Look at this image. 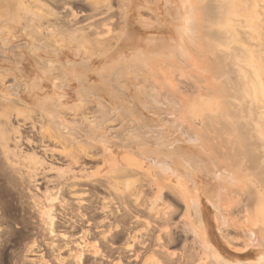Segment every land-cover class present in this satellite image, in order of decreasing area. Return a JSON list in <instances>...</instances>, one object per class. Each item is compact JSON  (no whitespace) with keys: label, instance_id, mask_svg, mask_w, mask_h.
<instances>
[{"label":"rangeland","instance_id":"1","mask_svg":"<svg viewBox=\"0 0 264 264\" xmlns=\"http://www.w3.org/2000/svg\"><path fill=\"white\" fill-rule=\"evenodd\" d=\"M22 1H25L28 5V12L20 8L21 10L18 9L16 11L17 13L14 15L10 11L11 0H0V28H4L3 35H6V37L3 38L4 36L1 35V29L0 38L3 41L0 40V49L5 51L8 48V51H5L6 54H4V51L1 52L0 50V77L3 75V77L0 78V95L12 99V94L14 92H19L21 88H24L26 83H30L39 78L41 72L38 71V68L34 66V64L32 70L29 71L32 80H30V76L28 72H26V63L28 60L31 62L33 60L29 51L30 49H32L34 53H39V55L44 58H51L53 65L58 68L55 72L59 71L60 67H66L64 64L69 60L70 63L68 64L67 72H72L74 78L69 82L71 90H69L64 99H62L64 105L55 106L57 98L56 95H52L54 98L53 106H47L45 102H43L42 105L37 107L32 100L34 98L33 96L30 102L26 101V103H23L19 101L17 105H9L11 108L3 107L0 109V264H74L71 254L74 253L76 255L80 252H84L82 264H141L140 260L145 256H149L151 247L154 248L153 246L156 245L153 244V242L155 241V235L158 234L157 230L159 228H161L160 235L163 236V246L165 245L164 248L172 256L169 260L170 264H213V260L210 259V256L217 260L218 264H223L219 259L230 261L231 258H239L242 262L251 261L252 259L249 257L251 250L245 251L244 245L240 239L228 245L225 238H223L224 234L217 233L214 230L215 220L211 211L212 206H207V208H210V211L206 208V218L207 220L209 218L210 229L214 233H206V240H204L206 250H204L198 258H192L190 255L193 253V246L195 248V245L192 244L194 242V237L192 233H186L184 229L186 225L188 226L190 222H193V213L192 211L188 212L185 205L181 204L175 195L171 192L169 193V191L164 194L163 207H172L173 214H171L170 220L162 224L160 223L162 221L152 222L149 214L142 210L143 208L137 207L136 209L131 199L132 197H129V199L126 196H122V190L120 188H110L109 183H116L119 180L122 182L123 178L124 180L127 178L126 180H130L131 182V184L128 185L129 188H126L127 191L129 190L128 192L131 190V192L134 191L133 193H138L140 199L142 196L144 197L143 199H146V197L148 198V196L151 197L150 191L147 189V184H144L146 181L144 177L151 174L153 175L154 170L149 168L150 165L143 159L144 154L142 152L134 153L135 151L133 148L129 147L130 150L127 147V143L132 145L131 143H133V141L140 142L148 138V136H146L148 133L146 132L148 126L147 128L143 126L149 120L151 122H149L150 125H156V122L159 123H157L158 125L161 123L167 124L166 126H168L171 131L165 128L166 131L174 133L173 136L179 133V136L177 135L176 138H181V134L183 138L188 139L192 137L202 141L203 138L206 139V137L210 139L209 135L211 134L212 138L210 140L213 141L212 139L216 138L215 142L217 143L214 145L215 147H220L218 153L222 154L223 151L221 147H223L224 144V152L227 150L226 152L228 153V155L225 156L227 160L222 157L223 154L221 159H224V162L219 160L220 154L218 157V153L217 155L215 154L217 148L214 147L213 143L211 144L210 140H203L206 145L209 144L207 141H210V146L208 148H215V152L209 149V152L213 153L212 155H216L217 160L214 158L215 156L210 155L213 157V161L216 160L215 163L207 159V157L209 158L208 154H211L208 152L204 155L206 157L202 154L198 156L200 159L198 160L199 162L197 161L198 158H195V156V160L192 159V162L191 158H189L187 159V163L183 164L182 162L180 163L181 165L176 164V170L177 173L180 174V177H170L171 187H177L179 190H183V185L185 188L193 189L191 179H196L197 181L199 180L198 186L200 191L205 189L209 194L214 196L212 192L219 189L218 186L220 183H227L230 185L229 182L231 181L233 186L240 185L239 182H242L241 186H245L243 184L247 183L249 186L245 187H251L261 198L257 201L254 200V203L253 199H255V196L252 193L244 195L243 198L245 200H250V197L253 198L251 199L252 201L250 200V202L253 203L251 204L252 209L255 210L260 219L264 221V199H262L264 196V182H262L264 180V119L261 118L262 115L264 118V112H262L264 111V104L262 105V103H264V24L262 23L264 22V0L260 2L257 8L254 6V0H203L204 2H200L198 4L199 6L204 3V5L201 6V8L204 7L202 8L203 10L201 9V13L205 17L201 15V18L204 20V24L207 25L205 31L207 32L208 30L210 36H212V40L209 39L210 37H204L202 39V45H204V49L207 47L209 48L205 49L206 53L210 51L212 56L214 55L213 53L217 55V51H219V56L217 55L219 58L216 60L219 69L216 68L215 72L211 75H207V73L203 75H194L190 72L180 73L176 71L172 73V76H170L168 71H164L158 65V62L160 63L161 61L160 57L162 58L163 55L159 53L153 54L152 49L154 45H151L150 42L146 44L142 41L144 37L148 39L155 37L162 39L166 36L172 44L171 38H177L176 32L173 30L174 27L171 25V16L174 15V11L169 6L165 5L164 0H129L126 5L128 7V12L131 13L130 33L124 38L127 44L121 46L122 43H120L118 48L115 42L114 45L107 44L101 48L100 45L96 43L94 46H90L91 49H87V51H84L82 48L78 49V42L74 40V36L76 35L73 34L78 33V27H83L84 30H86V27L92 24L95 26L94 28L92 26L93 30L96 29L95 33L102 36V39L99 41L113 42L114 38L117 37L115 33L121 22L118 10L119 0ZM141 3L150 5L159 15L158 18L150 11L141 9ZM246 5L247 7H245ZM155 6L158 10L155 9ZM135 8L139 10L140 15L151 17L152 21L157 19L159 25L148 28L144 27L142 30L134 15ZM256 9H258L257 13L255 12ZM250 11H252V14ZM247 12L248 15L246 14ZM164 16H166L168 20H166ZM206 16H208V18ZM205 20H209L210 23ZM236 32H238V34ZM169 36H171V38H169ZM61 40H63L62 43ZM205 43L210 45V47L208 45L206 46ZM19 46L21 48H19ZM17 47L19 49H17ZM106 50H109V53L105 52ZM12 53L16 54H14L15 57ZM21 54L23 55L22 57L19 56ZM142 55H150V57H145L148 59L145 62V58L143 59V57H140ZM59 58H61L60 62L57 63V59ZM138 58L139 60L137 61ZM151 58L153 60H151ZM141 60L145 63H155V66L151 68L154 74L153 76H151V71H148V68L144 67V62ZM225 64L229 67H225ZM135 66L136 68L138 67L135 71H139L142 75L146 74L148 79H141L134 84L133 69ZM225 68H227V70ZM15 71L17 73H15ZM11 72H14L16 75ZM226 74L227 76H225ZM85 75L86 77H84ZM201 75L203 77H201ZM248 75L250 76L248 77ZM4 76L8 77H5L6 79L3 80L2 78H4ZM127 76H131V78L129 77L130 81H128L129 79ZM198 76L201 78H196ZM205 77L208 78L206 79L207 81H204ZM226 77L228 80H225ZM211 78L212 82L210 80ZM247 78L251 81L247 80ZM13 79H15L16 82H23H20L21 84H19V82L18 84L14 82L17 84L15 88ZM158 81H162L164 84L161 86ZM252 81H254L255 86H253L254 84L251 85L253 83ZM122 85L127 90L124 88L122 89ZM200 87L202 89L204 88L205 91L207 90L206 87H208V91L210 92H208V96H206L207 94L203 91L204 89L202 90ZM218 87L220 88L219 90L217 89ZM256 88L257 91L254 94ZM17 89L19 90L17 91ZM175 89L177 91H175ZM181 89L185 91V94ZM53 90L57 89L49 87L45 93H42L41 97L49 96L48 92H53ZM22 91L23 89L19 93L23 95ZM57 92L58 90L56 93ZM202 92L205 95L202 94ZM223 92L224 94L222 95ZM256 93L258 96H256ZM181 94L184 95L182 96ZM196 94L197 96H195ZM187 95L188 97L186 99ZM219 95L223 97H219ZM258 97L260 98L258 99ZM151 98L153 99L152 101ZM249 98L252 99L254 104H249ZM256 99L258 101L260 100V104L257 103L258 101H256ZM22 100L25 101L23 97ZM141 102H144V104ZM222 102H224V104H222ZM22 104H24V106H22ZM147 104H153L155 108L154 106L151 108L152 105L150 106ZM244 104L248 106L244 108ZM19 105H21V107ZM172 105H174V107ZM147 106L150 108L149 110ZM251 106H253L252 109ZM1 107L2 105L0 102V108ZM22 108L26 110L23 111ZM41 108H43V110ZM225 108H227V110ZM150 110H154L155 112L158 111V115H153L155 112L152 111V114ZM173 111H179V114L180 112L183 113L181 114L182 119L178 117L179 115L176 114L177 112L173 113ZM258 111L262 112L261 116ZM40 112L43 113L44 116H42ZM213 112L216 113V115L207 117L211 120L205 118V115L214 114ZM146 113H148L147 115H153L149 116L150 118L148 117V121L146 120ZM233 113L237 114L234 115ZM257 114L259 117H255ZM159 115H161L164 120L161 119ZM138 116L140 120H144L145 122H140ZM141 116H143L144 119H142ZM203 118H205L206 121ZM85 119H87L88 122ZM224 119L229 123L228 126L233 131L225 126L228 123L224 121ZM230 119L231 123L234 124L236 121L238 123L240 121L239 125L238 123L235 125L231 124ZM259 119L262 120L259 121ZM182 120L183 122H181ZM126 121H128V123ZM129 121L131 124H129ZM159 121L162 122L160 123ZM56 122H58V127L56 126ZM124 122H126V124H124ZM223 122L225 123L224 127ZM140 123L143 129L140 128ZM60 124L62 125L60 126ZM240 124L245 128L239 129ZM208 125L209 127L211 125V130H209ZM55 126L58 129L55 128ZM214 126L215 128L217 127V130L222 126L223 128L226 127L229 131H225V129L223 130L221 128V130L219 129L220 131L218 130L216 133L217 130L212 128ZM116 127L117 130L118 128L123 129L122 131L124 134H122V131L118 130L120 134L118 135L120 137L118 135L114 136L117 134V130H115ZM155 127H157V125ZM155 127L154 129L157 130ZM237 128L241 130V132L238 131ZM87 129H91L92 133L87 134ZM111 129H114V134L111 131L107 132ZM131 130H135L133 131L134 133ZM73 131L75 132L73 133ZM194 131L198 133L196 135L197 137L194 136ZM236 131L238 134H235L236 136H231L232 133ZM219 132L220 134L227 135H220ZM229 132L231 133L230 136L228 135ZM127 133L129 136L126 135ZM129 133L135 135L132 137ZM156 133H158V131ZM207 133L210 134L206 135ZM66 135L68 136L64 138L63 136ZM69 135L74 137V139H71ZM199 135L201 136L200 138ZM241 136H244L243 138L246 139V142L248 140V142L246 143L244 141V143H242L243 138ZM121 137L124 139L122 140ZM127 137L130 138L129 141H127ZM239 137H241L240 143V139L236 142V139ZM131 138L134 139L132 140ZM75 140L80 141L79 144H87L86 146H84V144L82 146L84 151L81 146L79 148V144ZM224 140L226 142H224ZM73 141L75 142L73 143ZM117 141L118 143H116ZM225 143L228 146L225 147ZM153 144L155 145L154 142ZM217 144L220 146H217ZM71 146L72 148H70ZM239 146L243 148L240 149L238 148ZM231 147L232 149L235 147L233 152ZM228 148L231 153L228 152ZM237 148L239 151L243 149L241 152L237 150L238 155L235 154ZM148 152L151 154L156 153V147H151ZM204 158H206L207 161ZM201 160L204 162L200 163ZM167 161L170 163L176 162L174 159L167 160L165 158V163ZM205 161L208 164L210 163L211 166L209 165V168L208 164L206 166ZM194 162L195 166L193 164ZM216 162L219 163V166H217L218 163L216 164ZM198 163L199 165L196 166ZM211 163L216 165V167ZM187 164L189 169L187 168ZM168 165L170 164L168 163ZM202 165L203 167H201ZM244 165L246 167H244ZM117 167L123 170L122 173H119L121 178L117 176V173H112ZM125 168L136 169L140 180L135 181L134 176H131L129 179L128 176L124 177L127 172ZM203 168L204 170H202ZM118 169H116L115 172H120ZM226 169L228 171L230 170L229 172L231 173L234 172L233 174L235 175L232 179H223V177L219 176L220 173H228ZM155 170L159 171L156 168ZM124 172L125 175L122 177ZM212 172L217 177H215ZM235 172H237V174H244L245 176H236ZM256 173H258V175L261 174L257 176ZM210 174L215 179H213ZM108 176L111 177L108 178ZM255 176L258 178L256 179ZM107 178L108 180H106ZM211 178L213 180H211ZM221 179L223 180L221 181ZM141 181L144 182L141 183ZM216 181L218 182L216 183ZM109 189H111V191ZM208 189L213 191H209ZM229 190L234 191L233 188ZM184 193L186 196H190L186 191ZM221 195L223 203H228V205L230 204L231 206L230 208L227 205L229 209L226 210L229 211L231 209L229 212L227 211L230 214L228 218L231 217V220H234V222L236 221V224L240 223L241 220H243L241 219L243 213L240 210V204H237L236 198L230 201L232 198L228 197L229 200H225L223 191H221ZM251 195H253V197ZM196 197L202 199V194L196 192ZM46 211L51 218H53L54 233L52 236H50L51 234L43 224L42 215ZM245 211H248V209ZM142 212H144V214ZM181 215L184 217L180 218ZM136 217H138L139 221L135 220ZM145 221L152 225V228L147 232H145V228L142 224ZM227 229L229 236H238L234 231L235 229ZM128 234L133 236L132 241L140 242V244L133 245L132 241H130V245H133V250L131 251L124 249V240ZM147 234L152 235L146 237ZM104 235L108 236L105 239L106 241L102 237ZM34 241L36 243L38 242L39 250L30 253L28 248ZM110 241L113 245L112 248L108 244ZM143 241L147 242L145 245L146 247L141 245ZM65 246L68 247L67 250H65ZM89 252H97L99 255L95 263L94 258ZM223 253L226 254L221 255ZM136 254H139L140 260L134 261L133 257ZM166 260L167 258H164L163 262L166 263ZM169 261L167 260V262Z\"/></svg>","mask_w":264,"mask_h":264},{"label":"bare ground","instance_id":"2","mask_svg":"<svg viewBox=\"0 0 264 264\" xmlns=\"http://www.w3.org/2000/svg\"><path fill=\"white\" fill-rule=\"evenodd\" d=\"M90 1H95V0H90ZM165 1V5H167V6H169L173 11H174V15H172L171 16V18H172V23H171V25L174 27V31L176 32V39H174V38H171V36H169V38H171V41L173 42L172 44L169 42V40L166 38V36H164L162 39H159V38H157V37H155V38H152V39H148L147 37H144L143 38V42H145L146 44L147 43H151V45H154V47H153V49H152V53L154 54V53H159L160 55H163V57L161 58L160 57V63L158 62V65L164 70V71H168V73L170 74V76H172L173 74L172 73H174V72H176V71H178V72H180V73H183V72H190V73H192V74H197V75H200V74H206L207 73V75H211L212 73H214L215 72V70H216V68H218L219 69V67L217 66L218 64L216 63V60L219 58L218 56H219V54H218V52L219 51H217V55H215V53H213L214 55L212 56V54L210 53V51H208V53H206V50L205 49H207V48H203V46L204 45H202L203 44V38L204 37H210L209 39H211V37L212 36H210V32H208V30H207V32L205 31V29L207 28V25L206 24H204V20H202V13H201V9L202 8H204V7H202L201 8V6H203L204 5V3H203V5L201 4V6H199L198 4L200 3V2H204L203 0H164ZM262 0H254V6L257 8L259 5H260V2H261ZM127 2H129V0H121V2H120V0H119V8H118V10H119V19L121 20V22H120V25H119V27H118V29L116 30V38H114V41L112 42V41H108V42H104V41H99L100 39H102V36H100V34H97V33H95V31H96V29L95 30H93L92 29V24H90V25H88L87 27H86V30H84V28L83 27H78V29H79V31H78V33L77 34H73V35H76V36H74V40L76 41V42H78V45H79V47H78V49H83L84 51H87V49H91L90 48V46H94V44H98V45H100V47L102 48L103 46H105V45H107V44H109V45H114L115 44V42H116V47H118V46H120V43H122L121 44V46L122 45H126L127 44V42L124 40V38L130 33V23H131V13H129L128 12V7H127V5H126V3ZM10 11H11V13L12 14H16L17 12V10L19 9V10H21L20 8H22V9H24L25 10V12H28V5L25 3V1L23 2L22 0H11V2H10ZM262 4V3H261ZM253 6V5H252ZM245 7H247V5L245 6ZM140 8L141 9H146V10H148V11H150L151 13H153L154 15H155V17L156 18H158V14L156 13V11H154L151 7H150V5H148V4H144V3H141V6H140ZM250 8V7H249ZM259 8H261V7H259ZM155 9L156 10H158V8L155 6ZM167 10V9H166ZM166 10H165V12H166ZM203 10V9H202ZM205 10V9H204ZM246 10V9H245ZM258 9H256L255 10V12L257 13L258 11H257ZM247 11V10H246ZM253 11V10H252ZM252 11H250L251 12V14H252ZM24 12V11H23ZM249 12V13H250ZM201 13V14H200ZM203 13H204V11H203ZM247 15H248V12L246 13ZM14 15H13V17H14ZM134 15H135V18L137 19V21H138V24L140 25V27H141V29L143 30L144 29V27H146V28H148V27H154L155 25H159V21L156 19V20H154V21H152L151 20V17H148V16H143V15H140L139 14V10L137 9V8H135V12H134ZM202 15V16H201ZM258 15V14H257ZM165 17V19L166 20H168V18L166 17V16H164ZM203 17H205V16H203ZM207 18H208V16H206ZM261 19V18H260ZM206 22L208 21L209 22V20H205ZM211 21V20H210ZM210 23V22H209ZM212 23V22H211ZM263 24H264V22H262ZM263 24H261V25H263ZM104 26H105V24H104ZM95 26H93V28H94ZM241 27V26H240ZM260 28H261V26H260ZM1 29H2V36H4L3 35V29L4 28H0V31H1ZM6 29V28H5ZM7 30V29H6ZM165 30V29H164ZM209 30H210V28H209ZM222 32V31H221ZM6 33V32H5ZM237 34H238V32H236ZM236 34V35H237ZM163 36V35H162ZM247 36V35H246ZM6 37V35L3 37V38H5ZM9 37V36H8ZM161 38V37H160ZM250 38V37H249ZM9 39H10V37H9ZM14 39V38H13ZM159 39V40H158ZM0 40L1 41H3L1 38H0ZM6 40V39H5ZM15 40V39H14ZM212 40V39H211ZM7 41V40H6ZM207 41V40H206ZM63 42V40H61V43ZM207 43V42H206ZM205 43V44H206ZM63 45V44H62ZM208 44H206V46H207ZM23 46H24V44H23ZM209 47H210V45H208ZM25 47V46H24ZM3 48V47H2ZM15 48V47H14ZM14 48H13V51H14ZM19 48H21L20 46H19ZM18 47H17V49H19ZM119 48V47H118ZM4 49V48H3ZM8 49V48H7ZM6 49V50H7ZM12 49V48H11ZM105 49H107V48H105ZM105 49H103V50H105ZM209 49V48H208ZM231 49H233V48H231ZM1 50V49H0ZM5 50V51H6ZM212 50V49H211ZM2 51H4V50H1V52ZM4 51V54H6V52ZM8 51V50H7ZM20 51V50H19ZM30 51V54H31V56H32V58H33V60H32V62L31 61H29L28 60V62L26 63V72H28V75L30 76V80H32V77H31V74H30V70H32V68H33V64H34V66H36L37 68H38V71H40L41 73L39 74V78L37 79V80H35V81H32V82H30V83H24L25 85H24V88H21V90L23 89V91H22V93H23V95L22 94H20L19 92L21 91H19V92H12L13 94V98L11 99V98H8V97H5V96H3V95H0V102H1V105H2V107L0 108V109H2L3 107L4 108H9L12 104H14V105H17L18 104V102L20 101V102H23V103H26V101L27 102H30V100L32 99V97L34 96V98L32 99L33 100V102L37 105V107L39 106V105H42V103L43 102H45V104L47 105V106H49V105H51V106H53V103H54V98L52 97V95H56V98H57V100L55 101V106H61V105H64V103L62 102V99H64V97L66 96V94L68 93V91L69 90H71V88H70V81L71 80H73V78H74V74L72 73V72H70V71H68L67 72V69H68V64L70 63L69 62V60H67L66 62H65V64L64 65H66V67L65 66H63L64 68H66V69H64V68H62V67H60V70L59 71H57V72H55L58 68H56V66L55 65H53V63H52V59L51 58H44V57H42V56H40L39 55V53H34L33 52V50L32 49H30L29 50ZM214 51V50H213ZM0 52V53H1ZM12 52V51H11ZM15 52V51H14ZM105 52H107V53H109V50H106ZM7 53H9V52H7ZM112 53V52H111ZM210 53V54H209ZM13 54V56L15 57V53H12ZM15 54V55H14ZM18 54V53H17ZM103 54H104V52H103ZM158 54V55H159ZM207 54H209V55H207ZM221 54V53H220ZM6 56H8V55H6ZM19 56H23L22 54L21 55H19ZM59 56H60V54H59ZM243 56H245V55H243ZM140 57H143V59L145 58V57H147V58H149L150 57V55H142V56H140ZM155 57V56H154ZM154 57H153V59H154ZM136 58V57H135ZM147 58H145L144 60H145V62L148 60ZM10 59V58H9ZM60 59L61 58H59V59H57V63H59L60 62ZM87 59V58H86ZM152 58H151V60H153ZM15 60H16V58H15ZM27 60V59H26ZM124 60H127V59H124ZM139 60V58L137 59V61ZM18 61H19V59H18ZM141 61H143V60H141ZM144 62V61H143ZM142 62V63H143ZM144 62V67H146V68H148V71H151V76H153L154 74H153V72H152V69L151 68H153L155 65V63L154 64H152V63H145ZM140 63V62H139ZM59 66V65H58ZM217 66V67H216ZM225 67L227 66L226 64L224 65ZM16 67H17V65H16ZM140 67V66H139ZM227 67H229V66H227ZM15 68V67H14ZM138 68V67H137ZM136 68V66H135V68L133 69V72H134V84H135V82L136 81H140L141 79H145V78H147L148 79V77H147V75L145 74V75H142V74H140L139 73V71H135V69H137ZM242 68H243V66H242ZM5 69H7V68H5ZM226 70H227V68H225ZM139 70V69H138ZM222 70H223V68H222ZM8 71L10 72V70L8 69ZM7 71V72H8ZM11 71H14V70H11ZM228 71H229V69H228ZM219 72V71H218ZM230 72V71H229ZM11 73H14V72H11ZM15 73H17L16 71H15ZM14 73V74H15ZM225 73V72H224ZM188 74V73H187ZM245 74V73H244ZM248 74V73H247ZM16 75V74H15ZM52 75H55V76H52ZM201 75V77H203ZM9 76V75H8ZM8 76H4V78H2L3 80H5ZM20 76V75H19ZM18 76V77H19ZM26 76V75H25ZM206 76V75H205ZM220 76V75H219ZM225 76H227V74L225 75ZM245 76H246V74H245ZM244 76V77H245ZM250 75H248V77H249ZM1 77H3V75H1ZM0 77V78H1ZM6 77V78H5ZM16 77V76H15ZM84 77H86V75L84 76ZM129 77L131 78V76H127V78L129 79ZM199 77L200 76H198V77H196V78H198L199 79ZM200 77V78H201ZM22 78V77H21ZM228 78H229V75H228ZM228 78L226 77L225 78V80L227 79L228 80ZM251 78V77H250ZM28 79V78H27ZM206 79H208V78H206L205 77V80L204 81H207ZM15 79H13V83L14 82H16V80L14 81ZM17 80H18V78H17ZM23 80V79H22ZM29 80V81H30ZM211 80V82H212V78L210 79ZM247 80H249L248 78H247ZM128 81H130V79L128 80ZM196 81H197V79H196ZM200 81V80H199ZM249 81H251V80H249ZM1 82V81H0ZM19 82V84H21L20 82H23V81H18ZM18 82H16L17 84H18ZM159 82V84L162 86L164 83L162 82V81H158ZM208 82H209V80H208ZM227 82V81H226ZM225 82V83H226ZM248 82V81H247ZM253 83L251 84V85H253V86H255V83H254V81H252ZM12 83V84H13ZM57 83H59V84H57ZM130 83H132V82H130ZM195 83V82H194ZM198 83V82H197ZM248 83H251V82H248ZM17 84H15L14 83V87L16 88V85ZM199 84V83H198ZM197 84V85H198ZM204 84V83H203ZM207 84V83H206ZM218 84V83H217ZM10 85V84H9ZM133 85V84H132ZM12 86V85H11ZM200 86V85H199ZM216 86H218V85H216ZM224 86V85H223ZM252 86V87H253ZM3 87V86H2ZM10 87V86H9ZM13 87V86H12ZM23 87V86H22ZM49 87H52V88H55V89H57L58 90V92L56 93V91L57 90H53V92L52 91H50V92H48L49 93V96H45V97H41V95H42V93H45L46 91H47V89L49 88ZM205 87V86H204ZM215 87V86H214ZM220 87V86H219ZM217 88L218 90L220 89V88ZM257 87V86H256ZM11 88V87H10ZM121 88L123 89H126L123 85L121 86ZM201 88V87H200ZM253 88H255V87H253ZM178 89V88H177ZM202 89V88H201ZM204 89V88H203ZM202 89V90H203ZM206 91H205V89L203 90V91H205V93L207 94L206 96H208V94L210 93L209 91H208V87H206ZM213 89V88H212ZM212 89H209V90H212ZM11 90H13V89H11ZM19 89H17V91H18ZM127 90V89H126ZM152 90H154V89H152ZM181 90H183V89H181ZM180 90V91H181ZM198 90V89H197ZM201 90V91H202ZM255 90V89H254ZM15 91V90H14ZM135 91H136V89H135ZM141 91V90H140ZM139 91V92H140ZM175 91H177L176 89H175ZM174 91V92H175ZM223 91H224V89H223ZM257 91V88H256V90L254 91V94H255V92ZM153 92V91H152ZM182 92H184V94H185V91L183 90ZM199 92H200V90H199ZM209 92V93H208ZM9 93V92H8ZM226 93V92H225ZM175 94H176V92H175ZM184 94H181L182 96L184 95ZM201 94V93H200ZM202 94H204L203 92H202ZM224 94V92L222 93V95ZM228 94V93H227ZM205 95V94H204ZM222 95H219V97L220 96H222ZM148 96H150V95H148ZM147 96V97H148ZM195 96H197V94L195 95ZM256 96H258L257 95V93H256ZM22 97L25 99V101L24 100H22ZM140 97V96H139ZM179 97V96H178ZM177 97V98H178ZM187 97H188V95L186 96V99H187ZM223 97V96H222ZM142 98V97H141ZM255 98H257V97H255ZM260 97H258V99H259ZM149 99H150V97H149ZM184 99V98H183ZM197 99V98H196ZM250 99V98H249ZM88 100V99H87ZM141 100V99H140ZM143 100V99H142ZM145 100V99H144ZM153 99L151 98V101H152ZM181 100H182V98H181ZM199 100V99H198ZM218 100V99H217ZM147 101V100H146ZM150 101V102H151ZM178 101V100H177ZM196 101V100H195ZM244 101V100H243ZM256 101H258L257 99H256ZM262 102V101H261ZM141 103H143L144 104V102H141ZM218 104H221V103H219V102H217ZM246 103H247V101H246ZM251 103H253L252 102V99H250V103L249 104H251ZM257 103H259L260 104V100L257 102ZM122 104V103H121ZM155 104V103H154ZM179 104V103H178ZM181 104V103H180ZM222 104H224V102H222ZM242 104V103H241ZM254 104V103H253ZM264 103H262V105H263ZM10 105V106H9ZM147 105H150V104H147ZM152 105V106H151ZM150 106H151V108L154 106L153 104H151ZM156 105V104H155ZM230 105V104H229ZM245 105V106H244ZM243 106H244V108L246 107V106H248V105H246V104H244ZM257 105V104H256ZM256 105H254V106H256ZM20 107H21V105H19ZM18 106V107H19ZM22 106H24V104H22ZM26 106H28V105H26ZM173 107H174V105H172ZM261 106V105H260ZM15 107V106H14ZM13 107V108H14ZM42 107V106H41ZM145 107V106H144ZM148 107V106H147ZM175 107H177V106H175ZM184 107V106H183ZM215 107V106H214ZM213 107V108H214ZM220 107V106H219ZM223 107V106H222ZM252 107L253 106H251V109H252ZM11 108V107H10ZM17 108V107H16ZM154 108H155V106H154ZM153 108V109H154ZM229 108V107H228ZM247 108H249V107H247ZM263 108V107H262ZM19 109V108H18ZM27 109H28V107H27ZM30 109H32V108H30ZM42 110H43V108H41ZM124 109V108H123ZM150 108L148 107V110H149ZM163 109V108H162ZM173 109V108H172ZM215 109V108H214ZM222 109V108H221ZM226 110H227V108H225ZM257 109H261V108H257ZM20 110V109H19ZM22 110L23 111H25L26 109L25 108H22ZM40 110V109H39ZM157 110V109H156ZM181 110H183V109H181ZM10 111V110H9ZM21 111V110H20ZM124 111V110H123ZM151 111V110H150ZM153 112H155L154 110H152ZM152 111L150 112V113H152ZM162 111V110H161ZM172 111V110H171ZM239 111V110H238ZM237 111V112H238ZM241 111V110H240ZM239 111V112H240ZM143 112V111H142ZM158 112V111H157ZM157 112H155V114H153V115H158L157 114ZM163 112V111H162ZM175 112H177L176 114L177 115H179L178 117L180 118L181 117V114H183V113H181L180 112V114L178 113L179 111H175ZM174 111H173V113H175ZM218 112V111H217ZM222 112V111H221ZM238 112V113H239ZM242 112V111H241ZM259 112V111H258ZM262 112H264V111H262ZM262 112H259V115L261 116L262 115ZM41 113V112H40ZM110 113V112H109ZM113 113V112H112ZM166 113V112H165ZM173 113H171V114H173ZM208 113V112H207ZM206 113V114H207ZM214 113V112H213ZM229 113V112H228ZM42 114V116H44L43 115V113H41ZM50 114V113H49ZM111 114V113H110ZM148 113H146V116H147V121L149 120L148 119V117L149 116H153L152 114H150V115H147ZM234 115H236L237 113H233ZM256 114V113H255ZM264 114V113H263ZM143 115V114H142ZM162 115V114H161ZM161 115H159L160 116V118L161 119H163V117L161 116ZM170 115V114H169ZM211 115H216V113H214V114H210V115H205L206 117V119H210V118H207L208 116L209 117H211ZM259 115L257 114V115H255V117H259ZM42 116H40V117H42ZM144 116V115H143ZM143 116H141L142 117V119H144L143 118ZM158 116V117H159ZM165 116V115H164ZM167 116V115H166ZM242 116V115H241ZM252 116H254V115H252ZM263 116V115H262ZM261 116V118L262 119H264L263 117ZM46 117V116H45ZM58 117V116H57ZM145 117V116H144ZM173 117H175V116H173ZM178 117H176V118H178ZM50 118L52 119V117L50 116ZM86 118H87V116H86ZM140 117L138 116V119H139ZM150 118V117H149ZM154 118H157V117H154ZM166 118V117H165ZM168 118V117H167ZM192 118V117H191ZM205 118H203V119H205ZM48 119H49V117H48ZM113 119V118H112ZM119 119H121V118H119ZM137 119V120H138ZM181 119H182V117H181ZM202 119V120H203ZM206 119H205V121H206ZM234 119V118H233ZM235 119H236V117H235ZM262 119H259V121L260 120H262ZM38 120V119H37ZM57 120V119H56ZM61 120V119H60ZM85 120H87V119H85ZM114 120V119H113ZM157 120V119H156ZM164 120V119H163ZM162 120V121H163ZM211 120V119H210ZM209 120V121H210ZM53 121V120H52ZM139 121L141 122V121H144V120H140L139 119ZM162 121H159L160 123L162 122ZM180 121V120H179ZM188 121V120H187ZM204 121V122H205ZM224 121H226L225 119H224ZM233 121V120H232ZM235 121V120H234ZM239 121V120H238ZM64 122V121H63ZM87 122H88V120H87ZM90 122V121H89ZM122 122H123V120H122ZM127 123H128V121H126ZM126 122H124V124H126ZM145 122V121H144ZM144 122H142V123H144ZM149 122H150V120L147 122V123H145V125L143 126L144 128H147V126H148V128H147V131L146 132H148L147 134H146V136H148V138H146V139H144V140H141L140 142H136V141H133V143H131L132 145H130V144H128L127 143V147L129 148H133L134 149V153H138V152H142L143 154H144V156H143V159L145 160V162L147 163V164H149L150 165V169H152V170H154L153 172H154V174L152 175H149V176H145L144 178H145V182L144 181H141V183H143L144 182V184L146 183L147 184V189H149V191H150V195H151V197H149L148 196V198L146 197V199H143L144 197L142 196L141 197V199L139 198V194L138 193H133L134 191H132L131 192V190H130V192H128L127 190H126V188L128 189L129 188V186L128 185H130L131 184V182H130V180H126L127 178H125V180H124V178L122 179L123 181L121 182L120 180L118 181V182H116V183H112V182H110L109 184H110V188H112V189H115V188H120L121 190H122V196H126V197H132L131 199L133 200V202H134V205L136 206V209H137V207H140L142 210H144V211H146L148 214H149V216L151 217V219H152V222H157V221H162V222H160V223H162V224H165L168 220H170V217H171V214H173V209H172V207H170V206H166V207H163V205H164V194H165V192H167V191H169V193L171 192L173 195H175L176 197H177V200H179L180 202H181V204H183V205H185V207H186V210L189 212V211H192V213H193V222H188L189 224H188V226L186 225V228L184 229V227H183V229L186 231V233L188 232V233H192V235H193V239H194V242L192 243L193 245H195V248H194V246L193 245H191V246H193V253L190 255V257H192V258H198L199 256H200V254L202 253V252H204V250H206V246L204 245L205 243H204V240H206V237H205V235H206V233H214L211 229H210V221H209V218H208V220H207V218H206V211L207 210H209L210 211V208L208 209L207 208V206L208 205H210V206H212L211 208V211H212V214H213V217H214V220H215V227H214V230L217 232V233H222V234H224V236H223V238H225V240L227 241V243H228V245H230V243L231 242H233V241H235V242H237L239 239L242 241V243H243V245H244V248H245V251L246 250H251V253L249 254V257H251V261H246V262H242V260H240L239 258H231V260L230 261H227L226 259H219V261H221L223 264H264V221H263V219L261 220L260 219V217H259V215L257 214V212H255V210H253L252 209V206H251V204H253L254 203V200L255 201H257V200H259L261 197H259V195H257V193H255V191L251 188V187H248V188H246L247 186H249V184H247V183H244L243 185H245V186H241V183L239 182V184L240 185H236V186H233V183L230 181L229 183H230V185H228L227 183H224V181H223V183L224 184H222V183H218L219 184V186H218V184H217V186H218V188L219 189H217V191H215V192H212V193H214V196H212V194H209L208 192H207V190H203V191H200L199 190V186H198V182H199V180L197 181L196 179H191L192 180V185H193V189H188V188H185L182 184V187H183V190H179V188H177V187H171L172 186V184H171V182H170V177H176V178H179L180 177V174H178L177 173V170H176V164H180V163H182L183 162V164L184 163H187V159H189V158H191V162H192V159H194V157L195 158H198V156L200 155V154H202L203 156L205 155V154H207L210 150L213 152H215V148H217L216 150V152H215V154L217 155V153H218V149H220V147L218 148V147H215V143H217V142H215L216 140V138L214 139H212L213 141H211L210 139L212 138L211 136V134L210 133H207L206 135H209L210 137V139H208L207 137H206V139H204L203 138V140H210L211 141V144L213 143V145H214V147H213V149H210V148H208L210 145V141H207V143H209L208 145H206L204 142H203V140L201 141L200 139L198 140V138H188V139H186V138H183L182 137V135L180 134V136H181V138H179V137H177L176 138V136L179 134H175L174 136H173V134L174 133H171V132H168V131H166L165 130V128L166 129H168L169 131H171V129L168 127V126H166L165 124H163V123H161L160 125H158L159 123L158 122H156V125H157V127H155L156 125H150L149 124ZM152 122H154V121H152ZM181 122H183V120L181 121ZM181 122H179V123H181ZM203 122V123H204ZM227 122V121H226ZM262 122V121H261ZM114 123H115V121H114ZM151 123V122H150ZM155 123V122H154ZM158 123V124H157ZM165 123V122H164ZM184 123H186V122H184ZM183 123V124H184ZM224 123V122H223ZM228 123V122H227ZM226 123V124H227ZM230 123H231V119H230ZM238 122L236 121L235 122V124H237ZM239 123H240V121H239ZM239 123H238V125H239ZM263 123V122H262ZM261 123V124H262ZM57 124H58V122H56V126H57ZM64 124V123H63ZM86 124V123H85ZM88 124V123H87ZM117 124V123H116ZM122 124V123H121ZM123 124V125H124ZM129 124H131L130 123V121H129ZM128 124V126L130 127V125ZM139 124V123H138ZM149 124V125H148ZM209 124V123H208ZM231 124H234V123H231ZM231 124H230V126H231ZM234 124V125H235ZM62 124H60V126H61ZM123 125H122V127H123ZM185 125V124H184ZM224 125H225V123L223 124V127H224ZM229 125V123L227 124V125H225V126H227V127H229L228 126ZM234 125H233V127H234ZM55 126V128H57ZM127 126V127H128ZM139 126V125H138ZM158 126H159V128H158ZM88 127V126H87ZM143 127L141 128V123H140V128L141 129H143ZM152 127H153V129H154V127L155 128H157V130L156 129H152ZM182 127V126H181ZM208 127H209V125H208ZM208 127H207V129H208ZM210 127H211V125H210ZM210 127H209V130H211L210 129ZM222 126H221V128L224 130L225 129V131L226 130H230L231 128L229 127L228 129H226V127L225 128H223ZM232 127V128H233ZM236 127H237V125H236ZM125 128V127H124ZM139 128V129H140ZM172 128V127H171ZM213 129L215 128V126L214 127H212ZM217 128V127H216ZM215 128V130H217ZM221 128H218V130L220 129L221 130ZM244 129L243 128V125L241 126V124H240V127H239V129ZM58 129V128H57ZM60 129V128H59ZM74 129V128H73ZM115 129V128H114ZM113 129V130H114ZM126 129V128H125ZM130 129V128H129ZM131 129H133V128H131ZM181 129V128H180ZM195 129H196V127H195ZM194 129V130H195ZM206 129V130H207ZM212 129V130H213ZM238 128H237V130L238 131H240L241 132V130H239ZM113 130L111 129V130H108L107 132H109V131H111V132H113ZM115 130H117V127H116V129ZM118 130H120V131H122L123 129L121 128H118ZM118 130H117V134L116 135H114V136H117L119 133H118ZM146 130V129H145ZM193 130V129H192ZM218 130L216 131V133L218 132ZM219 130V131H220ZM228 130V131H229ZM236 130V129H235ZM119 131V132H120ZM132 131V130H131ZM133 131H135V130H133ZM132 131V132H133ZM158 131V133H156V132ZM198 131V130H197ZM227 131V132H228ZM231 131H233L232 129H231ZM230 131V132H231ZM70 132H72V131H70ZM75 131H73V133H74ZM86 132H87V134L89 133V134H91L92 133V131H91V129L89 130V129H87L86 130ZM106 132V133H107ZM123 132V131H122ZM122 132H120V133H122ZM130 132V131H129ZM195 132V131H194ZM193 132V133H194ZM206 132H208V131H206ZM224 132V131H223ZM222 132V133H223ZM226 132V133H227ZM229 132V133H230ZM237 132V131H236ZM232 133V135H231V133L229 134L228 133V135L230 136H233V135H235V134H238V132L237 133ZM134 133V132H133ZM132 133V134H133ZM167 133V134H166ZM113 134H114V132H113ZM122 134H124V132L122 133ZM132 137L135 135H132L131 133H129ZM138 134V133H137ZM165 134H166V136H165ZM198 133L197 132H195V135L194 136H196ZM219 134H220V132H219ZM218 134V135H219ZM120 135V134H119ZM118 135V136H119ZM126 135H128V133L126 134ZM201 135V134H200ZM199 135V138L201 137ZM220 135H227V134H220ZM68 135H66V136H63L64 138L65 137H67ZM70 137H71V139L73 138L74 139V137H72L71 135H69ZM74 136V135H73ZM123 136V135H122ZM129 136V135H128ZM145 136V137H146ZM179 136V135H178ZM216 136V135H215ZM236 136V135H235ZM234 136V137H235ZM84 137V136H83ZM83 137H81V138H83ZM90 137V136H89ZM92 137V136H91ZM120 137V136H119ZM125 137V136H124ZM144 137V138H145ZM197 137V136H196ZM220 137V136H219ZM219 137H218V139H219ZM242 137V136H241ZM241 137H239L238 139H236V142H237V140H239L240 139V141H239V143L241 142ZM244 137V136H243ZM242 137V138H243ZM135 138V137H134ZM134 138H131L132 140L134 139ZM91 139V138H90ZM121 139L123 140L124 138H122L121 137ZM125 139H126V137H125ZM202 139V138H201ZM220 139H221V137H220ZM220 139H219V142H220ZM226 139V138H225ZM244 139V138H243ZM242 139V143H244V141L246 142V139H244L243 140ZM130 140V138L129 137H127V141H129ZM70 141H72V140H70ZM78 144H79V142L80 141H78V140H75ZM75 141H73V143L75 142ZM110 141V140H109ZM125 141V140H124ZM218 141V140H217ZM233 141V140H232ZM153 142L155 143V145L153 144ZM218 142V143H219ZM224 142H226L225 140H224ZM247 142H248V140H247ZM246 142V143H247ZM88 143V142H87ZM89 143H90V141H89ZM88 143V144H89ZM116 143H118V141L116 142ZM120 143V142H119ZM126 143V142H125ZM235 143V142H234ZM72 144V143H71ZM82 144V145H81ZM83 144H84V146H86L87 144H85V143H80L79 144V148H80V146L82 147L83 146ZM105 144V143H104ZM111 144H112V142H111ZM110 144V145H111ZM114 144V143H113ZM77 145V144H76ZM119 145V144H118ZM233 145V144H232ZM240 145V144H239ZM120 146V145H119ZM217 146H220V145H218L217 144ZM226 146H228V145H226V143H225V147ZM245 146V145H244ZM151 147H156V153H153V154H151V153H149L148 151H150V148ZM212 147V146H211ZM70 148H72V146L70 147ZM86 148V147H85ZM129 148V149H130ZM222 149V154H223V156H222V154H220V153H218V155H217V157L219 156V154H220V159L219 160H222L221 158L223 157L225 160H227V157H225V156H227L228 155V153L225 151L224 152V144H223V147H221ZM234 148L235 147H233V149H232V147H231V150H232V152L234 151ZM238 148H240V146L238 147ZM238 148L236 149V155H238L237 153L238 152H241V151H239L238 150ZM241 148H243L242 146H241ZM240 148V149H241ZM210 149V150H209ZM82 150L84 151V148L82 147ZM131 150V149H130ZM221 150H219V151H221ZM237 150H238V152H237ZM86 152V151H85ZM212 152H209V153H211V154H208L209 155V158L207 157V159H210V161L212 160L213 161V157H211L210 155H212L213 153ZM228 152H230L231 153V151H230V149L228 148ZM87 153V152H86ZM224 153H227V154H224ZM244 153V152H243ZM216 155H212V156H215L214 158H216ZM230 155V154H229ZM74 156H76V155H74ZM203 156H200V157H203ZM222 156V157H221ZM204 157H206V156H204ZM212 159H211V158ZM165 158L167 159V160H171V159H174V160H176V162H174V163H170V162H168L170 165H168V163L166 162L165 163ZM203 159V158H202ZM204 159H206V158H204ZM207 159H206V161H207ZM224 159L222 160L223 162H224ZM231 159V158H230ZM195 160V159H194ZM198 160H200L199 158L197 159V161ZM216 160H217V158H216ZM215 160V161H216ZM206 161H205V163H206ZM211 161V162H212ZM215 161H213L212 163H215ZM199 162V161H198ZM202 162H204V161H202L201 160V162L200 163H202ZM221 162V161H220ZM228 162V161H227ZM211 163V164H212ZM218 162H216V164H217ZM232 163V162H231ZM233 163H234V161H233ZM241 163H242V160H241ZM174 164V165H173ZM194 164V166H195V162L193 163ZM207 164L208 163H206V166H207ZM226 164V163H225ZM181 165V164H180ZM199 165V163L198 164H196V166H198ZM205 165V164H204ZM209 165H210V163L208 164V168H209ZM212 165H214V164H212ZM232 165V164H231ZM243 165V164H242ZM241 165V166H242ZM184 166V165H183ZM187 166H188V164H187ZM211 166V165H210ZM215 167H216V165H214ZM217 166H219V163H218V165ZM120 167V166H119ZM119 167H117L116 169H118ZM193 167V166H192ZM201 167H203V165L201 166ZM205 167V166H204ZM244 167H246L245 165H244ZM123 168V167H122ZM155 168L156 169H158L159 171H156L155 170ZM188 169H189V166L187 167ZM211 168V167H210ZM213 168V167H212ZM240 168H242V167H240ZM115 169V170H116ZM191 169V168H190ZM206 169H207V167H206ZM217 169V168H216ZM115 170H114V172H112V173H117L118 175V177H120L121 178V176L119 175V173H122V169L120 168V169H118L120 172H115ZM117 170V171H118ZM125 170L127 171L126 172V175H125V172L122 174V177L124 176V177H126V176H128V179L131 177V176H134L135 177V181H137V180H140V177L138 176V171H136V169H126L125 168ZM124 170V171H125ZM195 170H197V169H195ZM202 170H204V168L202 169ZM210 170V169H209ZM212 170V169H211ZM215 170V169H214ZM227 170V169H226ZM240 170V169H239ZM243 170V169H242ZM241 170V171H242ZM201 171V170H200ZM228 171V170H227ZM230 171V170H229ZM228 171V173L227 172H223V171H221V172H223V174H221L220 173V175L219 176H221V177H223V179L225 178V179H232L233 177H234V175L235 174H233V173H231V172H229ZM234 171V170H233ZM206 172V171H205ZM214 172V171H213ZM212 172V173H213ZM220 172V171H219ZM238 172H240V171H238ZM251 172V171H250ZM258 172V171H257ZM259 172H261V171H259ZM211 173V174H212ZM236 173V176L237 175H240V176H245L244 174H241V173H238L237 174V172H235ZM255 173V172H254ZM204 174V173H203ZM210 174V175H211ZM214 174V173H213ZM217 174V173H216ZM261 174V173H260ZM259 174V175H260ZM205 175V174H204ZM206 175H208V174H206ZM209 175V176H210ZM251 175H252V173H251ZM255 175V174H254ZM256 175L257 176H259L258 175V173H256ZM114 176V175H113ZM212 176V175H211ZM210 176V177H211ZM214 176L215 177H217L215 174H214ZM219 176H218V178H219ZM257 176H255L256 177V179L258 178ZM109 177H111V176H108V178ZM116 177V176H115ZM189 177H190V174H189ZM208 177V176H207ZM213 177V176H212ZM220 177V178H221ZM108 178L106 179V180H108ZM196 178V177H195ZM111 179V178H110ZM110 179H109V181H110ZM114 179V178H113ZM116 179V178H115ZM119 179V178H118ZM213 179H215L214 177H213ZM212 178H211V180H213ZM217 179V178H216ZM223 179H221V181L223 180ZM263 179V178H262ZM112 180V179H111ZM191 180H190V183H191ZM234 180V179H233ZM232 180V181H233ZM125 181V182H124ZM244 181V180H243ZM262 181V180H261ZM108 182V181H107ZM138 182H140V181H138ZM213 182V181H212ZM218 181H216V183H217ZM236 182V181H235ZM262 182H264V180L262 181ZM262 182H260V183H262ZM215 183V182H214ZM145 184V185H146ZM227 184V185H226ZM263 184V183H262ZM264 185V184H263ZM132 186V185H131ZM144 188V187H143ZM234 189V191H232V190H229V189ZM187 189H188V191H187ZM110 191H111V189H109ZM145 190V189H144ZM143 190V191H144ZM209 191H213V190H210V189H208ZM145 191H148V190H145ZM187 192L190 196L188 197V196H186V194L184 193V192ZM221 191H223V194H224V197H225V200H229V198H232L230 201H232L233 199H235L236 198V201H237V204H240V206H241V208H240V210H241V212L243 213L242 215V218L241 219H243V220H241V222L240 223H238V221H240V220H238L237 221V223L238 224H236V221L234 222V220L232 221L231 220V217H229L228 218V216L230 215L228 212L231 210H226V209H229V207L231 208V206H230V204L228 205V203H223V201H222V198H221ZM196 192H198V193H201L202 194V199H200V197H196ZM254 194V196H255V199H253V198H251L250 197V200L251 199H253V203H251L250 202V200L249 199H247V200H245L244 198H243V196L244 195H246V194ZM140 195H143V194H140ZM198 195V194H197ZM145 196V195H144ZM174 196V197H175ZM248 196V195H247ZM252 197H253V195H251ZM229 197V198H228ZM121 198V197H120ZM246 198H249V197H246ZM130 199V198H129ZM139 199H140V201H139ZM262 199H264V196H263V198ZM122 200V199H121ZM252 201V200H251ZM232 204V203H231ZM160 205H161V207H160ZM229 207H228V206ZM234 205V204H233ZM134 206V207H135ZM227 207V208H226ZM234 207V206H233ZM239 207V206H238ZM206 208H207V210H206ZM237 208V207H236ZM246 209H248V211H245ZM236 210V209H235ZM240 210H238V211H240ZM175 211V210H174ZM228 211V212H227ZM176 212V211H175ZM236 212H237V210H236ZM143 214H144V212H142ZM232 213V212H231ZM240 213V212H239ZM142 215V214H141ZM186 216V215H185ZM232 216H233V214H232ZM182 217H184L183 215H181V217L180 218H182ZM42 219H43V224H44V226H45V228L48 230V232L51 234L50 236H52L53 235V233H54V227H53V218H51V216L49 215V213L46 211L45 213H43V215H42ZM236 219V218H235ZM135 220H137V221H139V219H138V217H136V219ZM143 224V226H144V228H145V232H147V231H149L151 228H152V225H150L149 224V222H147V221H145V222H143L142 223ZM185 224H187V223H185ZM184 224V225H185ZM227 228H233V229H235L234 231L236 232V234L238 235V236H229V232H227ZM182 229V230H183ZM46 230V231H47ZM185 231H182V232H185ZM160 232H161V228H159L158 230H157V235H155V243L153 242V244H156L155 246H153L154 248H152L151 247V250H150V254H149V256H145L143 259H141L140 260V257H139V254H136L134 257H133V260L134 261H137V260H140V262H141V264H170V258H172V256H171V254L170 253H168L167 251H166V249L164 248V246H163V243H162V238H163V236H161L160 235ZM102 234V233H101ZM145 234V233H144ZM166 234V233H165ZM55 235V234H54ZM107 235H108V233H107ZM152 234H147V236L146 237H150ZM103 238H104V240L108 237V236H106V235H104V236H102ZM207 237H208V235H207ZM68 238V237H67ZM65 239V238H64ZM132 239H133V236H131V235H129L128 234V236L125 238V240H124V243H125V246H124V249L125 250H128V251H131V250H133V245H135V244H140V242H134V241H132ZM168 239V238H167ZM192 239V240H193ZM150 240V239H149ZM210 240V239H209ZM208 240V241H209ZM83 241V240H82ZM106 241V240H105ZM130 241H132V244L133 245H130ZM173 241V240H172ZM68 242H69V240H68ZM73 242V241H72ZM64 243H67V242H64ZM70 243H71V241H70ZM70 243H68V244H70ZM75 243V242H74ZM123 243V242H122ZM146 243L147 242H145V241H143L142 243H141V245L143 246V247H146L145 245H146ZM152 243V242H151ZM61 244V243H60ZM108 244H109V246L112 248L113 247V245H112V243H111V241L110 242H108ZM40 245V244H39ZM66 245V244H65ZM148 245V244H147ZM167 245V244H166ZM64 246V245H63ZM68 246H70V245H68ZM66 247V246H65ZM39 248V246H38V242L36 243L35 241L32 243V245L31 246H29V248H28V251L30 252V253H34L35 251H37V250H39L38 249ZM56 248V247H55ZM67 248L68 247H66V249L65 250H67ZM89 248V247H88ZM70 249V248H69ZM81 249V248H80ZM84 249V248H83ZM100 249V248H99ZM192 249V248H191ZM196 249V250H195ZM168 250V249H167ZM79 251V250H78ZM86 251V250H85ZM98 252V251H97ZM97 252H89L90 254H91V256L94 258V263L97 261V258H98V254H97ZM71 253V252H70ZM69 253V254H70ZM73 253V252H72ZM87 253V252H86ZM112 254V253H111ZM224 254H226V253H223V254H221V255H224ZM86 255V254H85ZM57 256V255H56ZM71 256H72V258H73V260H74V264H82V262H83V259H84V252H80V253H78V254H71ZM227 256H231V255H227ZM235 257V256H234ZM164 258H167V260L169 261V262H167V260H166V263H164L163 262V259ZM210 259H212L213 261V264H218L217 262V260H215L214 258H212L211 256H210ZM178 261V260H177ZM62 262V261H61ZM179 262V261H178ZM60 263V262H59Z\"/></svg>","mask_w":264,"mask_h":264}]
</instances>
